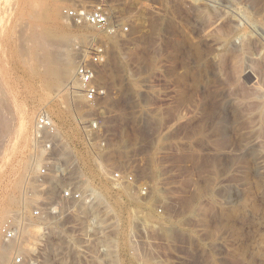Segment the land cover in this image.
<instances>
[{"label": "rangeland", "instance_id": "374dc122", "mask_svg": "<svg viewBox=\"0 0 264 264\" xmlns=\"http://www.w3.org/2000/svg\"><path fill=\"white\" fill-rule=\"evenodd\" d=\"M70 1L0 0V264H264V0H133L125 35L69 24ZM95 43L110 93L93 105L76 69ZM40 113L74 153V175L102 191L90 243L84 206L34 213L56 203L35 180ZM98 116L105 147L87 130ZM120 163L146 195L112 186ZM9 220L19 235L7 241Z\"/></svg>", "mask_w": 264, "mask_h": 264}, {"label": "built area", "instance_id": "2783aa9c", "mask_svg": "<svg viewBox=\"0 0 264 264\" xmlns=\"http://www.w3.org/2000/svg\"><path fill=\"white\" fill-rule=\"evenodd\" d=\"M132 5L133 0H71L62 7V15L69 24L74 26L89 27L111 35H125L131 33L134 27L133 21L128 16ZM105 52L104 45L95 43L89 54L79 59L76 69L80 93L87 102L93 105L108 97L110 93L109 88L100 85L97 81ZM104 120L105 117L98 116L87 123L88 131L93 130L100 134L99 144L103 147L109 145L112 135L111 129L106 127ZM33 139L35 158L39 155L43 157L42 164L36 171L35 180L43 190L53 191L56 195L54 198L56 203L44 201L43 205L34 210L35 215L39 216L45 212L47 215L64 219L68 214L64 215L63 211H70L71 205L73 207L82 205L85 211L88 205H94L97 211L95 206L102 201L97 194L100 190L74 175V168L77 166L75 155L61 145L59 128L48 114L40 113L36 117ZM127 166L122 163L118 164L111 173L109 182L117 190L130 182L143 195H146L149 192L147 180L134 169L127 170ZM90 213L92 212L87 211L83 216L81 227L83 238L89 243L97 236L99 237L98 233L104 229L103 220L97 218L99 222H102L101 228H98L97 223L91 219ZM2 230L7 241L14 240L19 235V227L10 220L3 225ZM16 263L37 264V261L17 255Z\"/></svg>", "mask_w": 264, "mask_h": 264}, {"label": "bare ground", "instance_id": "6f19581e", "mask_svg": "<svg viewBox=\"0 0 264 264\" xmlns=\"http://www.w3.org/2000/svg\"><path fill=\"white\" fill-rule=\"evenodd\" d=\"M167 24V23H166ZM166 27H167V25H166ZM104 65V64H103ZM103 67V66H102ZM101 67V68H102ZM99 74V73H98ZM0 104H1V97H0ZM76 117V116H75ZM27 121V120H26ZM26 126H28L27 124H26ZM24 128V127H23ZM24 130V129H23ZM23 132V131H22ZM247 149L248 150H246V151H249V150H251V145H248L247 146ZM255 164L257 165V166H262V164H263V162H262V160L259 158V157H256L255 158ZM98 192H100V191H98ZM130 193V192H129ZM131 194V193H130ZM129 194V195H130ZM99 196V195H98ZM101 196V195H100ZM100 198V197H99ZM102 199H104V197H103V195H102ZM87 211H90V212H92V211H96L95 209H94V205H88V207H87ZM91 215H92V218L91 219H93V221L94 222H96L97 223V221H98V219H97V217L96 216H94V214L93 213H90ZM95 217H96V220H94L95 219ZM102 223V222H101ZM100 222L97 224L98 225V228L100 227L101 228V226H102V224H101ZM96 225V226H97ZM7 247V246H6ZM4 251H5V249H4ZM3 256L4 257H6L5 255H3V253H1L0 254V259H1V261L3 260ZM5 260V259H4Z\"/></svg>", "mask_w": 264, "mask_h": 264}]
</instances>
